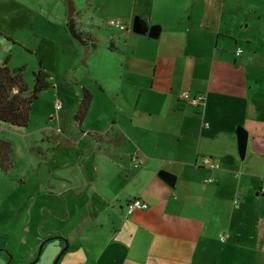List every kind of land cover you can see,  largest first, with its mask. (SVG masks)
Segmentation results:
<instances>
[{
  "label": "crops",
  "instance_id": "0c3cea01",
  "mask_svg": "<svg viewBox=\"0 0 264 264\" xmlns=\"http://www.w3.org/2000/svg\"><path fill=\"white\" fill-rule=\"evenodd\" d=\"M74 5L83 37L59 16L75 58L65 88L54 80V181L41 192L53 194L54 226L39 242H58L56 253L67 245L57 264L263 258L264 0H84L85 17ZM136 17L157 36L135 33ZM113 18L130 29L109 27ZM83 89L91 100L79 119ZM185 90L204 103L189 104ZM239 127L248 132L244 157ZM136 152L143 162L133 168ZM135 198L149 208L129 213Z\"/></svg>",
  "mask_w": 264,
  "mask_h": 264
},
{
  "label": "rangeland",
  "instance_id": "374dc122",
  "mask_svg": "<svg viewBox=\"0 0 264 264\" xmlns=\"http://www.w3.org/2000/svg\"><path fill=\"white\" fill-rule=\"evenodd\" d=\"M73 2L79 9L77 13L85 17L84 0ZM68 3L69 0H0V60L10 68H22L31 89L33 73L41 66L51 76L49 88L41 91L32 104L26 128L0 124V138L13 146V166L7 172L0 169V264H30L37 256L33 264H53L60 252L56 253L58 242L44 248L39 237L54 226L53 215L46 207L53 194L41 193L50 190L54 181L50 162L51 137L57 129L51 119L58 98L54 80L60 85L59 92L65 88L62 72L66 63L75 58L64 41L69 34L59 21V16L67 14ZM250 264H264V257L253 258Z\"/></svg>",
  "mask_w": 264,
  "mask_h": 264
},
{
  "label": "trees",
  "instance_id": "16d2710c",
  "mask_svg": "<svg viewBox=\"0 0 264 264\" xmlns=\"http://www.w3.org/2000/svg\"><path fill=\"white\" fill-rule=\"evenodd\" d=\"M67 25L69 28L76 29L73 18L68 19ZM78 33L83 37L82 32ZM33 76L34 84L31 89L24 78L22 68H10L6 61L0 63V124H9L16 129L27 127L33 102L41 91L50 86V74L44 69H38L33 73ZM90 100L89 91L83 89L76 118L81 119L84 116ZM12 151V144L0 138V169L4 172L13 166Z\"/></svg>",
  "mask_w": 264,
  "mask_h": 264
},
{
  "label": "built area",
  "instance_id": "2783aa9c",
  "mask_svg": "<svg viewBox=\"0 0 264 264\" xmlns=\"http://www.w3.org/2000/svg\"><path fill=\"white\" fill-rule=\"evenodd\" d=\"M107 24L109 27L120 30V31H127L130 29L129 26H127V24L124 23L120 19H115V18L110 19V20H108ZM242 52H243V50L241 48H238L236 51V54L241 55ZM181 98H183L184 100H186L189 104H191L193 106H197L201 103H204V101H205V95L204 94H198L195 96H191L189 90L183 91L181 93ZM60 107H61V103H60V101H57L56 108L60 109ZM131 160H132L131 165L133 168L140 167V165L143 162V158L138 155V152H136L135 154L132 155ZM203 161H204V163L209 164L212 168H218L219 167L218 164L211 163L210 159L207 157H205ZM126 208H127V211L129 213H131L137 209L146 210L149 208V204L147 202L141 200L140 198H135V199L130 200L126 204ZM221 239H224V237H222Z\"/></svg>",
  "mask_w": 264,
  "mask_h": 264
},
{
  "label": "water",
  "instance_id": "95a60500",
  "mask_svg": "<svg viewBox=\"0 0 264 264\" xmlns=\"http://www.w3.org/2000/svg\"><path fill=\"white\" fill-rule=\"evenodd\" d=\"M75 11L76 10H75L74 2L72 0H69L68 12H67L68 18L72 17L75 14ZM132 30L135 33H139V34L149 33L150 36H153V37L157 36V32L155 31V29L151 28L150 31L148 32V29L146 27H143L142 21L138 17L135 18V21H134L133 26H132ZM71 31L75 37H77L78 39L81 40V38H82L81 35L79 33H77V31L74 28H72ZM237 134H238V142H239V153H240L241 157H244L245 153H246V149H247L248 132L244 127H239L237 129ZM159 175L170 185H173L175 180H176V176L174 174L166 171V170H161ZM42 246H43V244H41V247ZM66 247L56 256L53 264H57L58 260L60 259L63 252L65 251ZM37 259H38V256H37L36 260ZM35 261H33L30 264H33Z\"/></svg>",
  "mask_w": 264,
  "mask_h": 264
}]
</instances>
